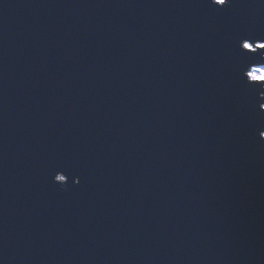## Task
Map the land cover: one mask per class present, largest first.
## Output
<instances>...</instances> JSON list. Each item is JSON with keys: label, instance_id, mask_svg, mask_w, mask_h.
<instances>
[{"label": "water", "instance_id": "95a60500", "mask_svg": "<svg viewBox=\"0 0 264 264\" xmlns=\"http://www.w3.org/2000/svg\"><path fill=\"white\" fill-rule=\"evenodd\" d=\"M257 44L264 0H0V264H264Z\"/></svg>", "mask_w": 264, "mask_h": 264}, {"label": "clouds", "instance_id": "9594fccd", "mask_svg": "<svg viewBox=\"0 0 264 264\" xmlns=\"http://www.w3.org/2000/svg\"><path fill=\"white\" fill-rule=\"evenodd\" d=\"M257 49H264V45L257 44ZM248 79L253 83H264V66L253 67L248 74Z\"/></svg>", "mask_w": 264, "mask_h": 264}, {"label": "snow or ice", "instance_id": "6c2138e0", "mask_svg": "<svg viewBox=\"0 0 264 264\" xmlns=\"http://www.w3.org/2000/svg\"><path fill=\"white\" fill-rule=\"evenodd\" d=\"M217 6H223L226 4V0H214ZM245 50H250V45H245Z\"/></svg>", "mask_w": 264, "mask_h": 264}]
</instances>
